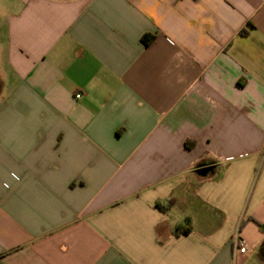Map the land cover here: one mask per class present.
Wrapping results in <instances>:
<instances>
[{
	"label": "crops",
	"instance_id": "obj_1",
	"mask_svg": "<svg viewBox=\"0 0 264 264\" xmlns=\"http://www.w3.org/2000/svg\"><path fill=\"white\" fill-rule=\"evenodd\" d=\"M0 264H264V0H0Z\"/></svg>",
	"mask_w": 264,
	"mask_h": 264
},
{
	"label": "trees",
	"instance_id": "obj_2",
	"mask_svg": "<svg viewBox=\"0 0 264 264\" xmlns=\"http://www.w3.org/2000/svg\"><path fill=\"white\" fill-rule=\"evenodd\" d=\"M173 204H174L173 200H168V202H166V204L155 203V207H157L158 210L167 211L170 207L173 206ZM175 228L176 229L173 230V234L175 236L180 235L182 233H189L190 230L192 229L190 225L185 226V227H182L181 225H177Z\"/></svg>",
	"mask_w": 264,
	"mask_h": 264
},
{
	"label": "built area",
	"instance_id": "obj_3",
	"mask_svg": "<svg viewBox=\"0 0 264 264\" xmlns=\"http://www.w3.org/2000/svg\"><path fill=\"white\" fill-rule=\"evenodd\" d=\"M80 95H81L80 93H77L75 96L80 97ZM234 243H235L234 245L237 247V250L239 252L244 253L247 250V242L242 237L236 236L234 238Z\"/></svg>",
	"mask_w": 264,
	"mask_h": 264
}]
</instances>
